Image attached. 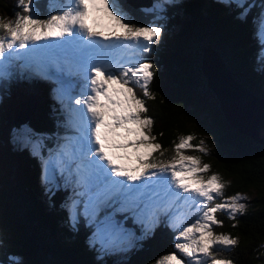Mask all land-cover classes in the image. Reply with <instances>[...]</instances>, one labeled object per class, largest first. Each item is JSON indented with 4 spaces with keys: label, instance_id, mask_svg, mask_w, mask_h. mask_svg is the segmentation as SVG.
Here are the masks:
<instances>
[{
    "label": "trees",
    "instance_id": "1",
    "mask_svg": "<svg viewBox=\"0 0 264 264\" xmlns=\"http://www.w3.org/2000/svg\"><path fill=\"white\" fill-rule=\"evenodd\" d=\"M130 1L117 0L137 24L162 27L151 51L140 54L154 66L150 88L155 99L146 103L147 115L155 121L156 142L168 149L166 158L180 135L195 134L193 144L205 141L208 155L187 154L200 155L212 172L222 175L228 182L225 196L239 192L249 197L245 213L237 214L235 221L217 214L224 226L215 231L239 238L238 246L223 254L235 264H264V146L244 134L264 132L263 109L250 104L247 120L238 125L231 119L245 94L264 98V36L260 41L253 32L255 27L264 32V0H149L144 6ZM240 2L248 9L243 16ZM54 3L34 0L42 18ZM157 4L162 8L153 11ZM12 8L9 0H0L1 12L14 17ZM248 37L255 42L251 48ZM207 48L225 66L222 70L208 59L210 75L217 74L211 76L212 83L204 67ZM14 65L13 74L0 79V86L7 88L0 96V264H154L159 256L176 251L177 230L163 216L146 225L119 202L98 204L72 171L60 168L44 183L42 159L61 149L70 127L65 111L69 113L71 101L57 96L51 80L35 75L30 81L18 72L24 69L17 60ZM17 112L28 118L19 123ZM21 128L37 136V148L14 150L9 137ZM90 207L97 222L127 232L121 247L105 248L87 213Z\"/></svg>",
    "mask_w": 264,
    "mask_h": 264
},
{
    "label": "snow or ice",
    "instance_id": "2",
    "mask_svg": "<svg viewBox=\"0 0 264 264\" xmlns=\"http://www.w3.org/2000/svg\"><path fill=\"white\" fill-rule=\"evenodd\" d=\"M17 6L23 12L0 21V79L13 74L15 60H25L20 69L44 71L39 65L42 41L78 37L94 52L78 66L86 81L82 98L75 99L76 105L85 106L80 113L88 175L82 179L103 177L105 191L132 193L122 207L148 225L172 213L170 227L179 229L174 236L176 251L159 256L154 264H235L223 253L238 246L239 238L215 231L224 226L217 214L235 221L237 214L245 213L248 205L242 201L249 197L239 192L225 196L228 182L219 173L209 174L211 165L200 155L187 154L208 155L203 139L193 144L195 134L180 135L178 142L173 141V154L165 158L168 149L152 134L155 121L147 115L146 100L155 99L150 88L154 66L140 54L151 51L162 27L137 24L117 0H63L43 18L34 0H18ZM237 6L244 8L241 15H245L244 3ZM158 8L162 5H155L153 11ZM152 178L155 185L144 183ZM103 194L97 193V198ZM178 204L186 211L172 212ZM189 214L196 219L181 227Z\"/></svg>",
    "mask_w": 264,
    "mask_h": 264
},
{
    "label": "rangeland",
    "instance_id": "3",
    "mask_svg": "<svg viewBox=\"0 0 264 264\" xmlns=\"http://www.w3.org/2000/svg\"><path fill=\"white\" fill-rule=\"evenodd\" d=\"M54 1L56 2L57 5L62 3V0H54ZM133 1L135 3L134 4L135 6L141 5V4H139L140 1H145L146 5L150 4L149 0H133ZM219 1H227V0H219ZM9 3L11 5H13V8H12L13 12H20V10H18V9L23 10L21 7L17 6L18 5V0H9ZM141 6H144V5H141ZM50 9H52V6L50 7ZM9 18L14 19V17L10 16L7 12H1L0 11V21L6 22V20L9 19ZM88 22L91 25V19H89ZM0 32H2V30H0ZM253 32L257 35V37H260V41H261V36L262 37L264 36V32H258L256 27L254 28ZM253 44H255V42L248 37V46L251 48V46ZM40 47L43 50L41 57H43V56L47 57L48 56L45 53V51H50V52L54 53V57H53V59L45 58V60H43L41 63H39V65L41 67H45L46 66L47 69L50 66L51 67L53 66L56 71H60L64 67L63 64H59V63H61V62L64 63V61L67 60L66 57L69 58V59H73L74 58L75 66H76L78 59L74 57L75 54L78 51V56L80 57L82 55V52L79 49H77V48L81 47L80 44H79V38L78 37H65V38L59 39V40L42 41L40 43ZM51 47H55V48L57 47V48H60L61 50L57 51V50L54 49V51H53L51 49ZM20 51H21V55L24 56L25 52L23 50H20ZM60 56H61V60H60ZM205 56L207 57V59H209V58L211 59V63L210 64H213L214 61H217L215 56H214V52H212V50L209 49V48L205 49ZM56 60L59 63H57V62L51 63V62H54ZM21 61L23 63L25 62V60H23V59H21ZM214 65L218 66V64H214ZM33 66L37 67V64L33 63ZM211 76H214V75L211 73ZM53 77H54V79H53L54 83L57 86V92H56L57 96H59L60 98L68 97L71 100L74 99V98L75 99L76 98H82V96L71 95V93L68 91V88H67L68 84H66V83L65 84H61V83H59L60 78H57L55 75H53ZM211 86L213 88L215 87L214 84H211ZM1 89H3V91H7V88H4V87L0 86V96H2ZM245 96H248V94H245ZM234 97H236V96L234 95ZM30 98H33V97H29L25 101H27ZM236 99H239V98H236ZM252 101L255 102V98H252ZM34 107H35V104H34L33 107H31L32 108L31 111H30L31 113L35 110ZM236 107L238 108V110L231 114V119H232V121L234 123L239 125V124L243 123L245 120H247V116L245 114L244 115L241 114L242 107H241L240 104H236ZM21 117L22 116H20L19 113L17 112L16 113V119H17V121L19 123H23L28 118V117H26V118H24V117L21 118ZM81 121H82V119H81ZM82 123H83V121H82ZM246 129H248V127ZM68 131L72 132V131H74V129H68ZM27 132H28V130H26L24 128L17 129V130L14 131V134H12L9 137V140L13 144V147H14L15 151H20V149L24 145H29L32 148H37L38 147V144H39L40 141L34 139L37 136H33L30 132L29 133H27ZM75 139H77V138L75 137ZM75 143H77V142L75 141ZM17 144H19V146H17ZM60 156H62L61 150H59V151L58 150H52L51 152H49L47 154L46 157H44L42 159L43 163H42L41 178L43 179L44 183L52 180V175L55 173V171H54L55 167L54 166H56L58 164V162L60 161V159L58 158ZM51 163H52L53 169L51 168ZM211 173H212V171H210L209 174H211ZM224 181H225V179H224ZM144 183H147L149 185H155L156 184V180H155V178H152L151 180H147ZM161 195H163L162 192H161ZM242 202L248 204L249 200L242 201ZM176 211H186V209L182 206V204H178L177 207L173 208V210H172V212H176ZM94 212H95V208L94 207H90V209L87 210V213L89 214V216H91V213H94ZM171 214L172 213H169L167 215H163L162 214L159 217V220L163 216L168 222H170L169 221V216ZM223 214L226 215L225 213H223ZM91 218H92V225L93 226H95V225L97 226V229H96L97 235L103 241V244H104L105 248H109L111 250V249H115L117 247H121L122 246V243L124 241V235L127 233L125 230H123L122 228H119V226H116L114 224H109V223L103 224V223L97 222L98 217L96 215L91 216ZM195 219H196V216H193V215L189 214L188 218L184 221V223L181 225V227L186 226L188 223H191ZM189 220H191V221H189ZM158 221H156L155 224ZM145 224L147 225V222H145ZM177 231H179V229H177Z\"/></svg>",
    "mask_w": 264,
    "mask_h": 264
},
{
    "label": "water",
    "instance_id": "4",
    "mask_svg": "<svg viewBox=\"0 0 264 264\" xmlns=\"http://www.w3.org/2000/svg\"><path fill=\"white\" fill-rule=\"evenodd\" d=\"M214 64H218V66L220 68H222V70L224 69V65H220L218 63V61H214ZM206 79H208L207 75L205 74V72L203 71ZM233 78V77H232ZM227 79V78H226ZM234 86V85H232ZM247 91V90H246ZM252 98H255V102L252 101ZM237 104H240L242 107V115L245 114L247 107L252 104L254 107H256L257 105L259 106V108L263 109V113H264V98L262 96L259 95H248V96H244L243 98H240V100L238 101ZM250 132V133H248ZM248 132H243L245 135L249 136L251 139H253L256 143L261 144L262 146H264V132L261 133L257 130H253V131H248Z\"/></svg>",
    "mask_w": 264,
    "mask_h": 264
},
{
    "label": "bare ground",
    "instance_id": "5",
    "mask_svg": "<svg viewBox=\"0 0 264 264\" xmlns=\"http://www.w3.org/2000/svg\"><path fill=\"white\" fill-rule=\"evenodd\" d=\"M132 1V3L133 4H135L134 3V1L133 0H131ZM130 1V2H131ZM146 2L145 1H140L139 2V4H145ZM51 49L54 51V49L55 50H57V51H59V50H61L60 48H55V47H51ZM24 51V50H23ZM45 53L48 55L47 57H40V59H39V63H41L43 60H45V58H50V59H53V57H54V53H52V52H50V51H45ZM83 54V53H82ZM74 59V58H73ZM66 61V60H65ZM55 62H57V63H59L57 60L56 61H54V62H51V63H55ZM59 64H63L64 65V63L63 62H61V63H59ZM208 66H209V62H208V59H207V57L205 56V63H204V67H205V70H206V72H207V74H209V78H210V81H211V75H210V73H209V71H208ZM213 75L214 74H216V73H213V72H211ZM211 83H212V81H211ZM83 132H84V126H83ZM68 133H70V131H68Z\"/></svg>",
    "mask_w": 264,
    "mask_h": 264
}]
</instances>
